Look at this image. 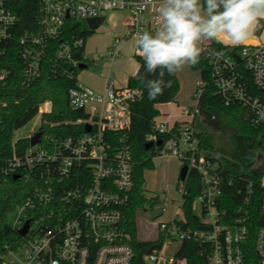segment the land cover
Listing matches in <instances>:
<instances>
[{"label":"built area","instance_id":"2783aa9c","mask_svg":"<svg viewBox=\"0 0 264 264\" xmlns=\"http://www.w3.org/2000/svg\"><path fill=\"white\" fill-rule=\"evenodd\" d=\"M13 1L0 0V123L5 106L1 94L10 73L5 63L15 45L18 22ZM161 2L39 0L38 31L25 32L16 39L23 84L30 85L42 78L47 52L53 47L54 59L74 69H80L81 64L89 67L98 63L90 60L85 52L82 59L75 57L84 39H64L67 20H106L112 12H126L124 32L106 53L114 59L121 56L123 41L135 43L141 31L154 34ZM222 44L230 49L213 41L201 44L212 81L227 105L250 108L254 123L260 125L264 122V101L251 92L246 74L252 76L258 90H264V43L241 45L238 54L231 49L235 46ZM134 52L138 57L136 46ZM52 71L56 73L57 69L54 67ZM203 91L204 83L200 80L193 93L192 106L178 117L160 111L146 136V142H153L152 148L156 150L153 161L157 157L175 156L182 166H188L186 179L177 181V198L165 192L154 207L161 206L162 212L148 221L149 236L138 237L163 240L160 247L144 255L146 264H172L176 257L166 256V245L192 239L206 245L207 264L245 263L243 242L248 237L250 214L255 208L253 181H249L235 215H229L223 207L225 165L203 148L197 134V119L202 120ZM142 96L140 87H118L109 82L105 90L99 91L78 82L69 92L70 107L77 112L72 118H56L50 101L41 104L37 114L42 116L40 127L32 128L24 138H14L11 153L4 159L3 174L19 175L18 179L31 185L32 191L9 215V223L18 235L5 244L0 264H134V237L128 218L134 186V157L128 132L132 124L131 104ZM64 125L72 127L69 134L59 131ZM38 132H41L39 142L31 144ZM24 140L29 142L28 146L20 143ZM159 140L161 145L157 144ZM192 170L200 175L201 189L193 208L194 211L200 208V214L195 213L204 227L201 230L187 227L183 208ZM261 186L264 187V175ZM169 210L172 211L168 214ZM14 213V219L10 220ZM158 216L161 218L156 219ZM26 225V233L21 234ZM256 250L260 263L264 264V226L258 230ZM177 264H186V260L178 259Z\"/></svg>","mask_w":264,"mask_h":264},{"label":"trees","instance_id":"16d2710c","mask_svg":"<svg viewBox=\"0 0 264 264\" xmlns=\"http://www.w3.org/2000/svg\"><path fill=\"white\" fill-rule=\"evenodd\" d=\"M12 9L18 16L15 32V45L12 53L8 55L5 67L10 69L8 82L1 98L5 103L0 123V261L5 251V244L12 238H16L17 231L9 223V215L15 207L21 203L32 191V186L22 179L14 176L6 177L3 174L4 159L11 153V144L14 139V131L29 121L39 112L41 104L46 101L52 103V114L61 120L70 119L77 114L70 107L69 92L78 86V75L80 69L72 68L54 59V47L47 52L45 61V73L39 80L30 85L23 84L21 76V65L18 59V42L16 39L25 32H36L39 28V0H14ZM94 31L85 28L82 23L74 20H67L64 28V39H84L83 46L75 52V57L82 59L85 52L87 39ZM60 41V39L58 40ZM214 44L230 49L220 42ZM235 54L240 52V46L231 48ZM141 66L134 76H130L128 84L133 87H140L143 96L131 104L132 124L128 132L129 143L131 144L134 157V186L131 195V206L128 210L129 227L133 234V246L135 250L134 264H146L144 255L155 247H160L163 240H140L138 233V216L141 208L150 206L154 208L161 201L159 194L148 196L146 170L155 166L153 157L156 155L154 148H146V136L152 131L154 120L160 115L159 104L177 102L181 90L178 72L175 75H165V80H171V86L166 88L163 95L156 99H148V92L144 82L137 78L138 75H145L144 61L137 57ZM57 72L52 71L53 68ZM192 70L199 71L201 80L204 83V91L200 98V111L203 122L210 128L199 130L198 135L202 146L215 159L220 160L226 168L225 183L223 186L224 202L223 207L227 213L234 216L237 205L243 200L247 191L249 181H253V203L251 223L247 239L243 242L245 254L244 264H261L260 257L256 250L257 234L260 227L264 226V187L261 186L262 171L255 170V164L260 155L263 156L264 144V122L260 125L254 123L253 112L250 108L242 105H227L218 93L212 81L211 70L203 54L198 64L190 66ZM148 79L154 77L148 76ZM246 79L251 92L264 101V90H258L254 85L252 76L247 73ZM70 126H62L59 131L69 134ZM51 131H55L51 130ZM57 131V130H56ZM21 144L28 146L27 140ZM201 182L197 171L192 170L187 180L188 194L185 197L184 213L188 220L187 227L192 230H201V219L195 213L193 202L200 193ZM205 244L199 241H181L175 253V261L186 260V264H207L208 252Z\"/></svg>","mask_w":264,"mask_h":264},{"label":"clouds","instance_id":"9594fccd","mask_svg":"<svg viewBox=\"0 0 264 264\" xmlns=\"http://www.w3.org/2000/svg\"><path fill=\"white\" fill-rule=\"evenodd\" d=\"M264 21V0H162L154 34L137 33L135 46L143 58L148 99H156L171 86L165 75L199 63L204 41L244 45ZM154 77L148 79V76Z\"/></svg>","mask_w":264,"mask_h":264},{"label":"rangeland","instance_id":"374dc122","mask_svg":"<svg viewBox=\"0 0 264 264\" xmlns=\"http://www.w3.org/2000/svg\"><path fill=\"white\" fill-rule=\"evenodd\" d=\"M109 15L110 14H108L107 17ZM125 16L126 12L124 11L116 12L113 21L106 20L87 39L85 54L88 58H90V60H96L98 64L90 65L88 68L80 70L78 75V81L80 84L87 86L88 79L104 80L109 73L111 80H122L134 71V64L130 61L132 57L125 53L120 59L101 57V48L103 47L105 41L111 33L114 34L121 30L122 20ZM78 22L82 23L85 28L89 29L86 21ZM111 61H113L112 64ZM178 77L181 84V90L178 95V101H180V103L169 102L164 103L159 107L161 112H169L173 116L177 117L180 112H184L188 108V103H194V99L191 97V94L194 93L197 82L201 80V75L199 71H194L190 66H185L183 71L178 72ZM41 123L42 116L37 115L27 124L16 129L14 131V138L19 139L26 137L30 134L32 128H39ZM196 127L198 131L210 129L200 118L197 119ZM154 162V168L146 170L144 173L147 195L152 196L159 194L160 196H163V194L167 192L170 196L177 198L176 184L182 167L180 159L175 156L157 157ZM161 208V206H158L152 210L146 206L145 208L140 209L138 216V237L143 238L149 236L148 221L152 220L156 217V215H159L162 212ZM171 211L172 210H169L168 214ZM195 212L200 214V208L197 207ZM168 214L163 217H166ZM14 217L15 213L10 216V220H13ZM160 218L161 216H158L156 219ZM179 244V241H172L170 244H167L165 248L166 256L173 257L179 247Z\"/></svg>","mask_w":264,"mask_h":264},{"label":"crops","instance_id":"0c3cea01","mask_svg":"<svg viewBox=\"0 0 264 264\" xmlns=\"http://www.w3.org/2000/svg\"><path fill=\"white\" fill-rule=\"evenodd\" d=\"M115 14H116V12L110 13V15L106 18V20L113 21ZM125 17L122 20L121 30H119L118 32H116L114 34L111 33L110 36H108L107 40L105 41L103 47L101 48V51H102L101 57L102 58L108 57V56H106V53L109 50V47L117 38H120L122 36V34L124 32V28H125V25H124ZM262 43H264V21H261V27L259 29H257L256 33L254 34V38L252 40H250L249 42H247L246 44H262ZM239 46H241V45H239ZM134 49H135V43L133 41H123V43H122V54L120 57H118V59H120L124 53L129 55L130 57H132L130 61H132V63L134 64V68H135L134 71H132V73L128 74L122 80H111L109 77L110 73L108 74V76L104 80L88 79L87 80V84H88L87 87H91L93 89L103 91L106 89L107 84L109 82H113L118 87H125V86L129 85L128 82H129L130 76H134L135 74H137V72L141 66L140 62L137 60V57L135 56ZM112 62L113 61H111V64H112ZM93 65H95V64H93ZM191 97L193 98V93L191 94ZM177 103H180V101H177ZM160 105H162V104H159L158 108L160 107ZM187 105H188V107L192 106V104H189V103ZM159 110H160V108H159ZM167 113H169V112H167ZM178 180H179V178H178Z\"/></svg>","mask_w":264,"mask_h":264},{"label":"water","instance_id":"95a60500","mask_svg":"<svg viewBox=\"0 0 264 264\" xmlns=\"http://www.w3.org/2000/svg\"><path fill=\"white\" fill-rule=\"evenodd\" d=\"M69 17V14L67 15ZM87 24H88V28L91 30V31H95L97 28H99L104 22H105V19L104 18H89L87 19ZM85 68H88V66L86 64H81L80 65V69H85ZM40 136H41V132H38L32 139H31V144H35L37 142H39L40 140ZM158 145H161L162 144V140H159L157 142ZM153 142H146V148L147 149H151L153 147ZM263 165H264V159H263V156L260 155L256 164H255V170L257 171H261L262 168H263ZM187 173H188V166L187 165H183L181 167V170H180V174H179V179L181 180H185L186 179V176H187ZM19 175H15L14 178H18ZM27 231V225L21 229V234H25Z\"/></svg>","mask_w":264,"mask_h":264}]
</instances>
